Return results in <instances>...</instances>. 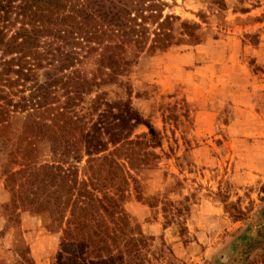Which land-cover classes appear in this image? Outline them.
Wrapping results in <instances>:
<instances>
[{
  "label": "trees",
  "instance_id": "obj_1",
  "mask_svg": "<svg viewBox=\"0 0 264 264\" xmlns=\"http://www.w3.org/2000/svg\"><path fill=\"white\" fill-rule=\"evenodd\" d=\"M16 1L0 0L1 205L10 217L29 208L76 245L80 260L55 264H143L153 246L123 204L130 192L141 199L139 177L161 160L162 139L121 78L143 52L197 43L199 27L185 21L175 33L180 18H162L161 0H52L50 10ZM81 59L91 60L89 75L76 69ZM111 87L126 98H108ZM140 126L147 133L135 134Z\"/></svg>",
  "mask_w": 264,
  "mask_h": 264
},
{
  "label": "rangeland",
  "instance_id": "obj_2",
  "mask_svg": "<svg viewBox=\"0 0 264 264\" xmlns=\"http://www.w3.org/2000/svg\"><path fill=\"white\" fill-rule=\"evenodd\" d=\"M239 1L161 0L162 18H180L171 22L175 33L186 21L199 27V41L143 52L121 78L162 139V151L154 150L161 160L139 177L141 199L130 192L123 204L153 246L143 264H264V0ZM92 67L81 59L76 69L89 75ZM110 90L108 98H126V89ZM147 131L140 126L135 134ZM4 159L0 150V165ZM3 185L0 173V244L12 241L0 264H31L26 218L58 238L45 255L49 264L80 260L76 245L61 243L58 230L44 228L29 208L10 217Z\"/></svg>",
  "mask_w": 264,
  "mask_h": 264
},
{
  "label": "crops",
  "instance_id": "obj_3",
  "mask_svg": "<svg viewBox=\"0 0 264 264\" xmlns=\"http://www.w3.org/2000/svg\"><path fill=\"white\" fill-rule=\"evenodd\" d=\"M25 222L26 226L22 228L23 236L30 241L28 242V245L30 244V257L39 264L40 259L44 260L45 255H49L57 247L58 238L55 236H48V233H46L43 228H33V223L37 225V222L35 223L32 218H26ZM3 230L4 228H0V231ZM10 244L7 242L6 244H0V260L2 259L3 249L10 248V246L12 247V241H10Z\"/></svg>",
  "mask_w": 264,
  "mask_h": 264
}]
</instances>
